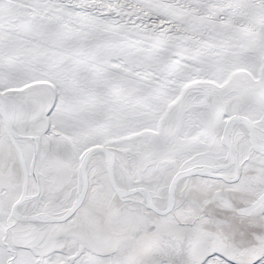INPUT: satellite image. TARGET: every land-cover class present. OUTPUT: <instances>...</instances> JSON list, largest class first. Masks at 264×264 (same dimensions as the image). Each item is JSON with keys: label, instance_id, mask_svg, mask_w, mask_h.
Here are the masks:
<instances>
[{"label": "snow or ice", "instance_id": "1", "mask_svg": "<svg viewBox=\"0 0 264 264\" xmlns=\"http://www.w3.org/2000/svg\"><path fill=\"white\" fill-rule=\"evenodd\" d=\"M0 264H264V0H0Z\"/></svg>", "mask_w": 264, "mask_h": 264}]
</instances>
